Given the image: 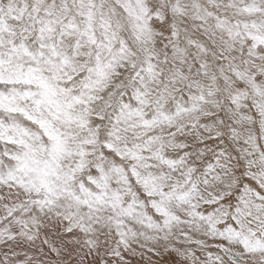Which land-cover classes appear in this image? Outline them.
<instances>
[{"label": "snow or ice", "instance_id": "6c2138e0", "mask_svg": "<svg viewBox=\"0 0 264 264\" xmlns=\"http://www.w3.org/2000/svg\"><path fill=\"white\" fill-rule=\"evenodd\" d=\"M0 264H264V0H0Z\"/></svg>", "mask_w": 264, "mask_h": 264}]
</instances>
